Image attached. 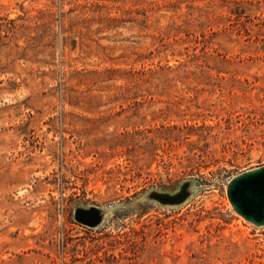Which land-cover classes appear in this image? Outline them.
<instances>
[{
	"label": "rangeland",
	"instance_id": "1",
	"mask_svg": "<svg viewBox=\"0 0 264 264\" xmlns=\"http://www.w3.org/2000/svg\"><path fill=\"white\" fill-rule=\"evenodd\" d=\"M262 165L264 0H0V264H264Z\"/></svg>",
	"mask_w": 264,
	"mask_h": 264
},
{
	"label": "water",
	"instance_id": "2",
	"mask_svg": "<svg viewBox=\"0 0 264 264\" xmlns=\"http://www.w3.org/2000/svg\"><path fill=\"white\" fill-rule=\"evenodd\" d=\"M227 193L234 209L240 215L255 224H264V165L232 178ZM78 218L92 225L99 221L96 209L82 211Z\"/></svg>",
	"mask_w": 264,
	"mask_h": 264
}]
</instances>
